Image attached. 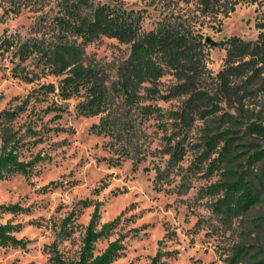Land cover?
<instances>
[{
    "label": "rangeland",
    "instance_id": "rangeland-1",
    "mask_svg": "<svg viewBox=\"0 0 264 264\" xmlns=\"http://www.w3.org/2000/svg\"><path fill=\"white\" fill-rule=\"evenodd\" d=\"M61 1L0 0V114L16 111L0 124V153L7 143L17 146L23 160L43 157L30 174H14L0 181V205L21 207L17 212L0 210V222L18 225L14 235L26 242L25 247L0 246V264H53L54 246L66 260H77L97 206L100 224L120 217L111 234L95 244L96 254L117 239L124 244L123 254L110 264H152L158 254V264H232L237 248L248 251L246 260L237 264H252L256 255L264 259V221L260 219L264 184L259 202L249 212L225 217L217 210L219 196L209 189L220 181L223 168L199 160L202 147L198 145L207 123L198 121L189 136L174 139L167 117L166 126L153 116L141 119L120 98L107 111L85 116L77 109L85 99L84 90L67 100L57 92L37 91L44 83L58 85L63 76L45 75L26 82L15 75L19 60L5 49L4 41L37 35L34 31L40 22L55 17ZM94 1L140 13L145 31L153 29L164 15L160 0ZM204 23L208 68L217 74L224 65V41L234 36L256 40L264 33V0H247L228 16ZM86 52L113 80L130 46L101 37L88 44ZM171 80L169 75L164 77L161 87L166 88ZM151 103L168 112L178 109L181 100ZM257 110L264 114V97ZM111 113L135 126L130 139L141 153L130 151L139 161L120 153V145L130 139L119 143L110 134L93 129ZM209 125L218 127L217 122ZM256 141L264 145V139ZM172 151L179 153L171 158ZM261 167L264 164L244 169L259 175ZM70 214L73 221L68 232L60 234Z\"/></svg>",
    "mask_w": 264,
    "mask_h": 264
},
{
    "label": "trees",
    "instance_id": "trees-1",
    "mask_svg": "<svg viewBox=\"0 0 264 264\" xmlns=\"http://www.w3.org/2000/svg\"><path fill=\"white\" fill-rule=\"evenodd\" d=\"M164 15L153 29H143L140 13L110 3L94 0H62L55 17L40 22L37 35L26 40L6 39L5 49L18 58L15 75L33 82L45 75L63 76L58 85L44 83L39 94L57 92L67 100L85 91V99L77 106L85 116H96L109 109L120 98L125 108L137 111L143 118L155 117L173 128V138L189 136L195 123L204 121L199 160L209 161L210 167L223 168L222 178L209 191L218 195L216 208L225 217L249 212L260 200L261 174L244 169L264 164V114L257 110L264 97V33L256 40L234 36L221 45L226 55L223 68L214 74L208 68L207 41L202 31L204 22L228 16L237 5L247 0H160ZM53 19V20H52ZM101 37L116 38L130 46L128 56L110 79L89 59L86 46ZM30 62V67L27 62ZM171 76L166 88L162 79ZM181 100L176 110L164 112L153 101ZM16 111L0 114L2 120L11 119ZM120 115L107 114L93 126L98 133L110 134L121 143L130 139L133 125L123 122ZM218 127H211L210 122ZM165 122V123H163ZM165 124V125H164ZM172 138V137H171ZM140 154L139 147L129 142L120 145V153L139 161L131 149ZM179 152L172 151V157ZM43 157L21 159L16 145L4 144L0 153V181L14 174L28 175ZM244 160V163H240ZM163 178V171L159 169ZM0 210L17 212L19 205H0ZM264 221V215L260 217ZM120 217L100 224L99 208L95 207L86 227L77 260H66L58 249H52L53 264H110L124 252L120 239L112 241L101 253L95 244L111 234ZM73 221L70 214L63 220L60 234L68 232ZM18 225L0 222V246L25 247L26 242L15 237ZM244 248H237L232 264L247 258ZM161 255L153 258L158 264ZM252 264H264V259L253 257Z\"/></svg>",
    "mask_w": 264,
    "mask_h": 264
}]
</instances>
